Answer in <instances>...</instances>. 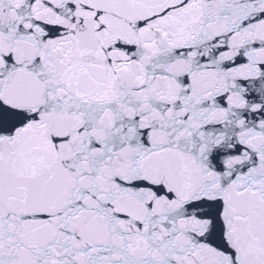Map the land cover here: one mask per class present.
<instances>
[{"label":"snow or ice","instance_id":"6c2138e0","mask_svg":"<svg viewBox=\"0 0 264 264\" xmlns=\"http://www.w3.org/2000/svg\"><path fill=\"white\" fill-rule=\"evenodd\" d=\"M0 264H264V0H0Z\"/></svg>","mask_w":264,"mask_h":264}]
</instances>
